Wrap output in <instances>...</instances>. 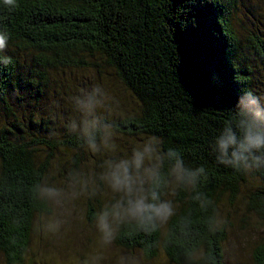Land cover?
Listing matches in <instances>:
<instances>
[{"label":"trees","instance_id":"trees-1","mask_svg":"<svg viewBox=\"0 0 264 264\" xmlns=\"http://www.w3.org/2000/svg\"><path fill=\"white\" fill-rule=\"evenodd\" d=\"M237 2L17 0L8 7L0 0V32L8 36L0 52V255L7 264L26 263L34 221L48 210L43 188L51 173L68 165V180L78 181L83 154L101 146L108 131L159 148L148 203H163L169 181L177 183L164 230L159 219L142 226L103 210L120 248L148 260L162 253L171 264H226L230 225L218 202L233 201L243 186L249 209L264 221V147H240L249 136L264 138V33L240 38ZM75 72L106 78L105 99L96 105L102 113L90 130L62 123L64 113L48 98L60 88L66 97L54 98L63 106ZM230 137L235 143L225 156L219 141ZM237 151L246 159L236 161ZM114 152L124 153L118 145ZM177 159L185 171H175ZM254 264H264V238Z\"/></svg>","mask_w":264,"mask_h":264},{"label":"rangeland","instance_id":"rangeland-1","mask_svg":"<svg viewBox=\"0 0 264 264\" xmlns=\"http://www.w3.org/2000/svg\"><path fill=\"white\" fill-rule=\"evenodd\" d=\"M236 8L233 15L234 28L240 38L245 32L264 33V0H238ZM96 76L99 78L94 79L90 75H80L77 72L69 75L71 92L67 88L64 89L69 93V97L63 106L54 97L65 98L64 92L58 87L51 91L48 98L55 100V109L64 113L62 123L65 120H75L85 130L95 126V116L102 113L96 109V105L105 99L101 86L106 80L103 74ZM117 89L115 92L118 96L124 95L127 101L134 105V100L125 93L124 88ZM107 113L103 112V115ZM108 134L109 138L102 141L101 146L83 154L84 160L79 166L83 173L78 170L81 174L78 181L68 180L71 178L70 167L65 165V173H51V179L44 183L46 186L43 188V194H46L48 199V210L38 215L34 221L33 241L25 256V264H171L162 253L148 260L139 250L120 248L113 236L110 242L104 240L100 230L101 218L104 216L102 212L105 208L113 212V206L123 196L109 186V175L114 166L127 162L130 174L137 180L136 186L143 188L140 195L146 196L152 185L153 170L158 168L161 161L159 148L154 144L127 140L116 132L108 131ZM116 145L122 147L124 153H115ZM146 147H151L153 151L145 152ZM137 152L143 153V162L139 169L134 164ZM98 175H101L102 179ZM140 181L143 182L142 185ZM176 186L173 177V180L169 181V189L163 200V203L170 206L171 213L166 219H159L163 230L177 204L174 191ZM249 194L243 186L241 194L233 201L225 197L218 202L222 217L229 218L230 225L224 244L226 264H254V249L264 238V221L249 209ZM89 197L94 203L91 212L90 206L87 205ZM111 217H107L110 227ZM89 218L93 219L91 224ZM221 221L224 222V219ZM0 264H7L2 255Z\"/></svg>","mask_w":264,"mask_h":264},{"label":"clouds","instance_id":"clouds-1","mask_svg":"<svg viewBox=\"0 0 264 264\" xmlns=\"http://www.w3.org/2000/svg\"><path fill=\"white\" fill-rule=\"evenodd\" d=\"M3 4L8 7H18L17 0H3ZM8 36L4 32H0V52H3L7 48ZM3 62L5 65L11 63V58L4 56ZM234 138H228L227 140L219 141L220 148L224 155H227V149L229 145L234 144ZM94 147V145H93ZM241 149L244 151H251V149H259L264 147V138L262 137H251L249 136L245 144H242ZM153 149L146 147L145 152L151 153ZM233 157L236 161L246 159L241 152H233ZM143 162V153L137 152L134 160L135 167L139 169ZM224 162V161H221ZM175 171L178 173L185 171L183 169V162L177 159ZM203 171V167L200 168ZM142 181L140 184L142 185ZM137 180L133 178L129 171V165L127 162H121L114 166V169L109 175V186L114 192L122 193L121 200L118 201L114 206L112 213L115 221H122L125 218L131 217L136 219L142 226L153 223L156 219L164 220L171 213L170 206L167 203H148V197L140 195L143 191L142 186L137 187ZM153 201L158 200V193L153 191L151 193ZM126 201V206H125ZM108 213L105 212L101 218L100 230L103 233L105 242H110L112 237V229L107 220Z\"/></svg>","mask_w":264,"mask_h":264}]
</instances>
